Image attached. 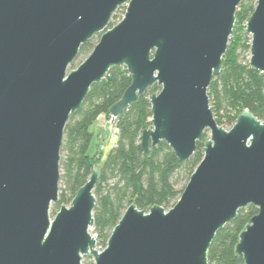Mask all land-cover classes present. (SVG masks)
<instances>
[{
	"label": "water",
	"instance_id": "obj_1",
	"mask_svg": "<svg viewBox=\"0 0 264 264\" xmlns=\"http://www.w3.org/2000/svg\"><path fill=\"white\" fill-rule=\"evenodd\" d=\"M243 0H0V264H208L215 234L257 208L235 254L264 264V122L244 109L218 125L208 87L222 67ZM122 5V19L107 28ZM249 66L264 72V0L245 23ZM99 38L68 71L80 47ZM124 66L130 84L109 109L117 117L152 85L145 154L165 142L179 161L203 157L169 209L130 204L96 249L93 193L100 168L54 217L65 127L90 88Z\"/></svg>",
	"mask_w": 264,
	"mask_h": 264
},
{
	"label": "trees",
	"instance_id": "obj_2",
	"mask_svg": "<svg viewBox=\"0 0 264 264\" xmlns=\"http://www.w3.org/2000/svg\"><path fill=\"white\" fill-rule=\"evenodd\" d=\"M256 2L243 0L238 5L236 24L222 57V67L208 87L213 116L225 129L234 124L244 109L264 122V72L249 66L251 37L245 32V23ZM96 38L93 36L80 47L77 58L91 52ZM130 81L126 68L117 66L111 68L100 83L92 85L81 107L71 114L66 124L61 148L58 201L53 207L69 205L94 167L99 166L93 190L96 203L92 229L101 249L105 248L113 227L130 204L138 209L152 205L169 209L174 205L202 159L203 143L207 139L197 142V149L185 161H179L165 142L152 148L148 155L143 152L141 134L151 126L149 96L159 90L154 84L116 117V141L99 164L96 155L89 153L93 140L90 128L100 115L109 117L110 107L121 98ZM256 213L257 208L248 205L216 232L208 249V264H244L242 257L235 254V247L240 232ZM81 264H93V261L84 256Z\"/></svg>",
	"mask_w": 264,
	"mask_h": 264
},
{
	"label": "rangeland",
	"instance_id": "obj_3",
	"mask_svg": "<svg viewBox=\"0 0 264 264\" xmlns=\"http://www.w3.org/2000/svg\"><path fill=\"white\" fill-rule=\"evenodd\" d=\"M125 8H126V6L122 5L118 8L119 10L117 9L114 12V13H116V16L115 17L111 16V19H110V22H109L107 28L114 26L115 24H117L122 19ZM235 24L236 23L234 22L233 29L235 27ZM95 36H97L96 39L98 40L99 34H97ZM86 56H82V57H78V58L76 57L74 62L68 68V71L70 69L76 68L79 65V63H81L85 59ZM90 129L93 132V140H92L91 145L89 147V153L95 154L96 159L98 160V163L100 164L101 162L104 161L107 153L109 152V150L111 149V147L114 145V143L116 141V128H115L114 124L110 121V115L107 118L103 115V117L99 121H95L92 124ZM205 137L206 138L209 137L208 131L205 132L203 138H205ZM57 210H58V208L54 209L53 204H52L50 207V210H49V215H50L51 219L54 217ZM91 230H93V229H90V232H91Z\"/></svg>",
	"mask_w": 264,
	"mask_h": 264
},
{
	"label": "built area",
	"instance_id": "obj_4",
	"mask_svg": "<svg viewBox=\"0 0 264 264\" xmlns=\"http://www.w3.org/2000/svg\"><path fill=\"white\" fill-rule=\"evenodd\" d=\"M115 119H116V117H112V116H110V121L114 124V121H115ZM91 235H92V237L96 240V234L93 232V230H91ZM96 249L98 250V251H102L103 249H101L99 246H97V244H96Z\"/></svg>",
	"mask_w": 264,
	"mask_h": 264
},
{
	"label": "crops",
	"instance_id": "obj_5",
	"mask_svg": "<svg viewBox=\"0 0 264 264\" xmlns=\"http://www.w3.org/2000/svg\"><path fill=\"white\" fill-rule=\"evenodd\" d=\"M103 117V115H100L96 121H99L101 118ZM99 123V122H98Z\"/></svg>",
	"mask_w": 264,
	"mask_h": 264
}]
</instances>
